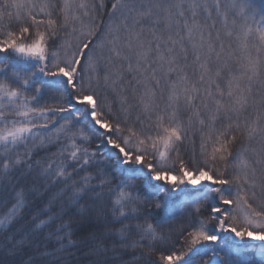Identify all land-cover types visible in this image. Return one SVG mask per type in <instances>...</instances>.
Masks as SVG:
<instances>
[{"label":"snow or ice","instance_id":"1","mask_svg":"<svg viewBox=\"0 0 264 264\" xmlns=\"http://www.w3.org/2000/svg\"><path fill=\"white\" fill-rule=\"evenodd\" d=\"M0 205V264H264V6L0 0Z\"/></svg>","mask_w":264,"mask_h":264},{"label":"trees","instance_id":"2","mask_svg":"<svg viewBox=\"0 0 264 264\" xmlns=\"http://www.w3.org/2000/svg\"><path fill=\"white\" fill-rule=\"evenodd\" d=\"M254 4L256 5L257 9L264 6V0H253ZM7 208V205H0V212L4 211ZM180 221L177 220L176 223H179ZM17 234H19V229L16 230ZM257 245L253 248H248L246 251L248 255L246 256V259L249 261V264H261V257L259 255L260 249L258 247L259 244L253 243Z\"/></svg>","mask_w":264,"mask_h":264},{"label":"rangeland","instance_id":"3","mask_svg":"<svg viewBox=\"0 0 264 264\" xmlns=\"http://www.w3.org/2000/svg\"><path fill=\"white\" fill-rule=\"evenodd\" d=\"M252 243H256V244H259L260 242H252Z\"/></svg>","mask_w":264,"mask_h":264}]
</instances>
